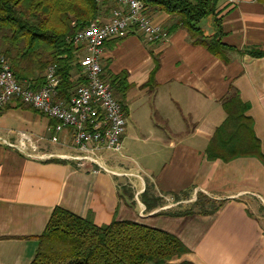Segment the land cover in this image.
Returning <instances> with one entry per match:
<instances>
[{
  "label": "crops",
  "instance_id": "0c3cea01",
  "mask_svg": "<svg viewBox=\"0 0 264 264\" xmlns=\"http://www.w3.org/2000/svg\"><path fill=\"white\" fill-rule=\"evenodd\" d=\"M218 12L222 43L233 50L227 61L194 45L183 27L162 42L132 33L105 45V76L127 72L131 85L124 100L131 120L124 142L153 146L143 162L126 157L123 149L120 156H109V170L128 176L31 159L0 143V264H31L38 238L58 207L91 217L99 227L133 221L171 233L189 251L169 264H264V164L256 157L225 163L206 153L227 117L222 101L233 89L249 105L264 154V4L220 0ZM110 15L102 10L99 18L107 21ZM148 15L166 30L177 22L163 12L149 10ZM200 28L213 36L214 19H204ZM259 51L263 54L254 56ZM86 55L84 49L78 53L79 59ZM74 75L77 79L79 73ZM13 119L25 126L19 132L34 138L47 136L52 125L39 112L12 104L0 112V137L8 140L1 132ZM46 146L54 154L70 152ZM146 192L158 197L157 207L147 208ZM182 194L190 197L186 205L193 213L175 216L185 204L172 205L170 199ZM200 196L210 202L204 205L209 213L196 206Z\"/></svg>",
  "mask_w": 264,
  "mask_h": 264
},
{
  "label": "trees",
  "instance_id": "16d2710c",
  "mask_svg": "<svg viewBox=\"0 0 264 264\" xmlns=\"http://www.w3.org/2000/svg\"><path fill=\"white\" fill-rule=\"evenodd\" d=\"M140 1L146 11L177 18L176 24L167 30L169 35L183 27L194 45L203 46L227 61L226 54L233 50L222 43L220 0ZM257 1L264 4V0ZM117 3L118 0H0V58L8 62L17 81L30 82L34 89L45 84L47 70L55 66L61 80L59 98L69 100L75 89L86 83L83 70L75 79L82 47L72 40L90 22L100 20L102 10L110 12ZM208 17L214 19L213 36H206L200 28V23ZM262 54L259 51L254 56ZM104 79L112 86L127 114L124 100L131 88L127 72L109 78L104 74ZM222 106L227 117L209 142L208 157L225 163L240 157H256L264 164L261 141L248 116L249 105L232 89ZM202 198L199 197L196 206L201 213H209L204 205L210 202L201 201ZM144 202L149 209L157 207L160 200L150 198L146 192ZM192 213L193 210H186L174 215ZM188 251L178 237L166 231L119 220L99 227L91 217L82 218L58 207L38 238V249L31 264H169Z\"/></svg>",
  "mask_w": 264,
  "mask_h": 264
},
{
  "label": "built area",
  "instance_id": "2783aa9c",
  "mask_svg": "<svg viewBox=\"0 0 264 264\" xmlns=\"http://www.w3.org/2000/svg\"><path fill=\"white\" fill-rule=\"evenodd\" d=\"M132 33L144 35L149 43L169 37L166 29L152 22L140 0H118L109 20H94L74 36L72 41L87 54L79 59L86 83L78 86L69 100L59 98L61 80L55 66L47 70L45 84L34 89L30 82L17 81L8 62L0 58V112L20 104L55 122L47 128V136L34 138L30 133L19 132L14 142L0 137V143L31 159H58L78 168H90L94 174L128 176L112 172L107 166V154L123 149L128 115L104 79L102 58L106 42ZM48 142L69 148L70 152L54 154L40 148V144Z\"/></svg>",
  "mask_w": 264,
  "mask_h": 264
},
{
  "label": "rangeland",
  "instance_id": "374dc122",
  "mask_svg": "<svg viewBox=\"0 0 264 264\" xmlns=\"http://www.w3.org/2000/svg\"><path fill=\"white\" fill-rule=\"evenodd\" d=\"M78 64H79V62H78ZM76 68H77L76 72H78L79 75H81V69L77 66H76ZM8 107H10V106H8ZM18 107H21L22 109H26V110H33L31 108L25 107V106L20 105V104H18ZM130 125H131V120H128V126H130ZM5 126H6V130H4L1 133H4L3 136L8 138V140H11L12 142H14L17 139L16 136L19 133V131L23 130V127H25L23 124H21V122H19L18 120H15V119L8 120L5 123ZM39 146L44 151L50 152L49 151L50 148H48L46 145L40 144ZM150 148H153V146L152 147H146L140 143H135L129 139L123 143L122 154H124L126 157H131V158H135V159H136V157H138L143 162V160H145V161L147 160V155L149 153ZM107 155L113 157V154H107ZM114 156H116V155H114ZM118 156H120V155H118ZM126 191H128V193L131 194V190L126 189ZM156 199H158V197H156ZM198 199L199 198H197V201H198ZM170 200L172 201V205H174V204L176 205L177 203L179 204L180 202L184 203L185 205H182V207L185 208V209H183V211H185L186 209L188 210L189 206L186 205V204H189L188 201H190V197L188 196V194H182L180 196H174ZM201 201H204V200H201Z\"/></svg>",
  "mask_w": 264,
  "mask_h": 264
}]
</instances>
